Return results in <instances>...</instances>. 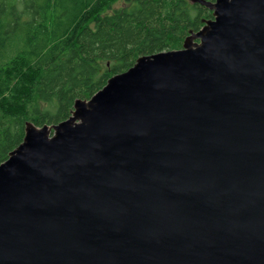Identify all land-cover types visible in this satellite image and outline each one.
Segmentation results:
<instances>
[{"label":"water","instance_id":"water-1","mask_svg":"<svg viewBox=\"0 0 264 264\" xmlns=\"http://www.w3.org/2000/svg\"><path fill=\"white\" fill-rule=\"evenodd\" d=\"M137 58L0 163V264H264V0Z\"/></svg>","mask_w":264,"mask_h":264},{"label":"trees","instance_id":"trees-1","mask_svg":"<svg viewBox=\"0 0 264 264\" xmlns=\"http://www.w3.org/2000/svg\"><path fill=\"white\" fill-rule=\"evenodd\" d=\"M0 0V163L36 126L67 119L137 58L176 50L212 18L194 0ZM213 2L215 0H206Z\"/></svg>","mask_w":264,"mask_h":264},{"label":"rangeland","instance_id":"rangeland-1","mask_svg":"<svg viewBox=\"0 0 264 264\" xmlns=\"http://www.w3.org/2000/svg\"><path fill=\"white\" fill-rule=\"evenodd\" d=\"M128 5V2H127V0H116L115 2H114V4L112 5V8L111 9H114V8H124V7H126ZM212 17H213V13H212ZM204 25V24H203ZM202 25V26H203ZM201 26V27H202ZM200 27V28H201ZM38 127H40V126H38Z\"/></svg>","mask_w":264,"mask_h":264}]
</instances>
